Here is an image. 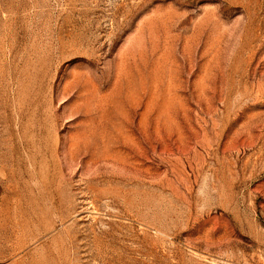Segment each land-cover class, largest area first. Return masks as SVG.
I'll return each mask as SVG.
<instances>
[{"label": "rangeland", "instance_id": "1", "mask_svg": "<svg viewBox=\"0 0 264 264\" xmlns=\"http://www.w3.org/2000/svg\"><path fill=\"white\" fill-rule=\"evenodd\" d=\"M0 264H264V0H0Z\"/></svg>", "mask_w": 264, "mask_h": 264}]
</instances>
